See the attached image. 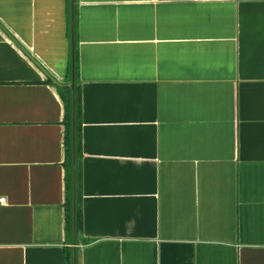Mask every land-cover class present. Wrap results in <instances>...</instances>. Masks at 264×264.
I'll return each mask as SVG.
<instances>
[{
  "label": "crops",
  "instance_id": "obj_1",
  "mask_svg": "<svg viewBox=\"0 0 264 264\" xmlns=\"http://www.w3.org/2000/svg\"><path fill=\"white\" fill-rule=\"evenodd\" d=\"M74 56L77 264H264V0H0V264L72 252Z\"/></svg>",
  "mask_w": 264,
  "mask_h": 264
},
{
  "label": "trees",
  "instance_id": "obj_2",
  "mask_svg": "<svg viewBox=\"0 0 264 264\" xmlns=\"http://www.w3.org/2000/svg\"><path fill=\"white\" fill-rule=\"evenodd\" d=\"M73 74L76 94V113H75V144H76V226L77 231L81 222V208L79 195V156L81 144V124H80V96L76 85V57L73 58ZM71 81V69L67 75L66 85L58 86L59 94L65 104V124H66V148H67V169H66V220L67 236L69 242L72 238V154H71V90L67 84ZM66 264H72V252L70 250L65 255Z\"/></svg>",
  "mask_w": 264,
  "mask_h": 264
},
{
  "label": "water",
  "instance_id": "obj_3",
  "mask_svg": "<svg viewBox=\"0 0 264 264\" xmlns=\"http://www.w3.org/2000/svg\"><path fill=\"white\" fill-rule=\"evenodd\" d=\"M73 62V60H72ZM71 90V154H72V264H77V226H76V144H75V113H76V94L72 64V75L69 84Z\"/></svg>",
  "mask_w": 264,
  "mask_h": 264
},
{
  "label": "built area",
  "instance_id": "obj_4",
  "mask_svg": "<svg viewBox=\"0 0 264 264\" xmlns=\"http://www.w3.org/2000/svg\"><path fill=\"white\" fill-rule=\"evenodd\" d=\"M5 202H6L5 199H0V203H1V204H4Z\"/></svg>",
  "mask_w": 264,
  "mask_h": 264
}]
</instances>
